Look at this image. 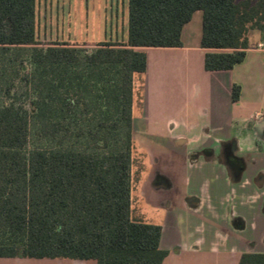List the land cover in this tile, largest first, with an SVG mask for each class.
Wrapping results in <instances>:
<instances>
[{
  "label": "trees",
  "instance_id": "obj_1",
  "mask_svg": "<svg viewBox=\"0 0 264 264\" xmlns=\"http://www.w3.org/2000/svg\"><path fill=\"white\" fill-rule=\"evenodd\" d=\"M36 2L0 0V258L163 264L161 227L131 211L141 49L182 47L184 26L200 11L201 47L221 51L205 55V70H232L246 59L252 31L264 40V0H129L127 43L91 51L39 43ZM16 82L32 84L28 105L12 93ZM240 95L234 85L232 100ZM36 121L44 144L29 149ZM80 136L94 148L77 149ZM240 264H264V253H245Z\"/></svg>",
  "mask_w": 264,
  "mask_h": 264
},
{
  "label": "crops",
  "instance_id": "obj_2",
  "mask_svg": "<svg viewBox=\"0 0 264 264\" xmlns=\"http://www.w3.org/2000/svg\"><path fill=\"white\" fill-rule=\"evenodd\" d=\"M83 2L93 7L97 18L81 16L76 7ZM121 4L125 8L126 0H74V21L69 24L74 40L61 43L84 48L127 43ZM52 5V0L36 2L39 43L60 42L59 28H54L62 20L54 18ZM193 18L183 28L182 47L141 49L147 56V84L161 66L166 75L186 82L188 103L177 121H167V142L146 149L150 170L140 196L157 215L151 224L162 229L160 247L168 252L163 264H240L245 253H264V40L261 34L254 41L249 35L244 62L229 71L209 72L205 55L221 51L201 47L202 24L192 28ZM94 22L98 28L91 26ZM97 30L101 37L95 40ZM162 57L171 60L156 63ZM234 85L241 88L237 102L232 100ZM146 113L144 118L149 117ZM133 121V139L143 148L136 140L142 133ZM0 264L97 262L0 258Z\"/></svg>",
  "mask_w": 264,
  "mask_h": 264
},
{
  "label": "rangeland",
  "instance_id": "obj_3",
  "mask_svg": "<svg viewBox=\"0 0 264 264\" xmlns=\"http://www.w3.org/2000/svg\"><path fill=\"white\" fill-rule=\"evenodd\" d=\"M127 6L124 8L123 4L120 6V21H122L123 15L125 16L124 20V33L127 36L128 30V0H126ZM52 13L54 18H58L62 20L58 27V37L60 42L74 40L70 30L69 24H73V6L74 0H52ZM79 5V4H78ZM77 5V6H78ZM50 7V6H49ZM51 8V7H50ZM83 18L91 15H95L97 18V13L93 12V7L88 6L85 2L80 4L76 7ZM57 12H59L57 14ZM79 24V23H77ZM202 24V12L196 13L192 21V28H196V30L201 27ZM91 25L92 27H96L94 22ZM77 27H79L77 25ZM70 30V32H69ZM119 38H121L122 34V22L119 24ZM69 33L70 36L69 37ZM100 30L95 32L93 38L98 40L101 34ZM260 32L252 31L250 33V39L252 41L255 40L259 36ZM91 42L92 39H88ZM42 45L46 46L52 42H41ZM89 51L94 48L86 47ZM171 59L161 58L160 61H156V63L161 64L162 62H167ZM7 67H10L9 65ZM25 67L27 68V72L31 71V67L25 63ZM156 72V71H155ZM175 77V78H174ZM18 86V90L12 91L13 94L16 92L21 95H24V98L21 102L25 101V105H28V102L33 99L32 97V84L25 82H16ZM145 87H147V92L145 93ZM12 94V95H13ZM72 94V93H71ZM80 98V97H79ZM188 103V99L186 96V82L180 77L176 78V76L166 75L165 69L161 68L158 69L156 74L152 76V79L147 84L145 77L143 75H136L134 77V96H133V109H132V116L133 119L136 120V131L141 132L142 134L136 136V140L138 142L144 143L145 147L141 148L138 144H135L134 141V150H133V162L131 167V211H132V218L136 221H142L145 223H153L157 219V215L153 212L149 207L144 205V200L140 196L142 182L145 180L148 171L150 170V164L148 158L146 156V149L150 148V144L152 148H157L163 143L167 142V137L165 133L167 121L169 120H178L180 115L184 113L187 109L186 104ZM83 110V106L80 107V110ZM144 110L147 112L149 117H143ZM98 113V112H97ZM100 113V112H99ZM89 115V116H88ZM92 117V113L85 114L84 117ZM152 119V122L149 123L146 120ZM181 121V120H179ZM134 122V121H133ZM133 122H132V136L134 137L133 131ZM39 127V122H35L31 127V142L29 144V149H32L35 145L41 146L43 141H39L35 137L34 132ZM83 127V126H82ZM84 128V129H83ZM82 131L84 134H87L86 127H83ZM72 134H77L79 131L77 129H71ZM77 139L76 148L77 149H87V148H94L93 144L88 145L87 142L83 140V136ZM85 139V138H84ZM134 140V139H133ZM100 152H105L107 149H99Z\"/></svg>",
  "mask_w": 264,
  "mask_h": 264
}]
</instances>
